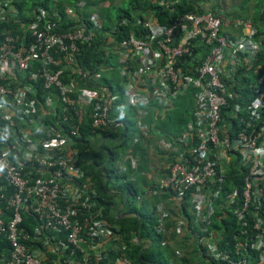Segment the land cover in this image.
<instances>
[{"label": "built area", "instance_id": "2783aa9c", "mask_svg": "<svg viewBox=\"0 0 264 264\" xmlns=\"http://www.w3.org/2000/svg\"><path fill=\"white\" fill-rule=\"evenodd\" d=\"M13 2L0 1V16ZM175 4L161 3L169 14ZM82 10L66 9L75 24L59 30L38 7L19 34L0 37V264H129L78 165L76 121L87 114L91 141L101 140L99 131L124 127L112 116L121 100L137 120L135 145L149 135L144 120L151 111L168 109L188 93L194 109L185 130L159 146L171 157L168 171L144 193L173 202L155 205L162 246L171 236L188 235L205 264H264V67L255 65L264 35L249 20L211 11L178 14L167 23L124 18L103 33L115 62L89 71L79 58L103 21L96 10L83 18ZM128 24L132 30L112 41ZM105 74L115 83L106 84ZM225 112L235 129L224 123ZM138 162L128 150L113 168L135 182ZM183 207L189 218L178 214ZM214 221L237 231L224 240L227 251ZM185 258L174 249L169 264H185Z\"/></svg>", "mask_w": 264, "mask_h": 264}, {"label": "trees", "instance_id": "16d2710c", "mask_svg": "<svg viewBox=\"0 0 264 264\" xmlns=\"http://www.w3.org/2000/svg\"><path fill=\"white\" fill-rule=\"evenodd\" d=\"M15 1L19 3H15ZM175 1L179 3L175 6L176 11L173 14H169V9L161 5L162 2L171 4ZM248 1L243 0L241 2L239 7H237L238 12L229 13L225 8H215L212 12L228 18L249 20L258 29V34L264 35V0H257L252 12L250 10L248 12L247 7H245ZM126 3L125 8L118 6L115 9V17H112L103 8L98 11L103 21L102 30L97 35L92 47L86 49L82 57L79 58V64L82 68L94 71L96 66L99 65L109 64L110 62V65H113V62H115L114 55L111 52L107 53L105 51L104 44L108 39L104 38L103 33L109 31L114 25L117 26V23L124 18L131 21H134V18H138L144 21L150 16H154L158 18L160 23H167L169 19L178 14L187 12L203 13L207 11L189 4L186 0H127ZM14 5L17 8L15 19L0 23L1 38L7 30L19 34L18 28L20 24L15 22V20L22 23L27 22L31 11L38 7L48 12L51 20L57 23L56 26L59 30L70 28L75 24L65 13V7H72L74 5L71 0H33L32 8L26 16L23 13L22 0H14ZM241 13H247V18H243ZM83 18H87V15H83ZM118 28L120 29V33L114 34V36L112 35L113 37L111 38L114 42L121 41L127 35L128 31L132 30L129 24L119 26ZM255 65H262L264 67V49L259 55L257 62H255ZM63 79L64 81L68 80L66 73H64ZM243 80L244 85L249 81L245 78ZM77 81L81 83L80 79ZM103 81L106 84H111L106 79H103ZM193 109L194 103L190 93L176 100L172 107L168 111L166 110L163 120L158 123L162 135L171 141L179 137L180 133L185 130ZM162 112H164L162 109L151 111L149 116L144 120L145 123L148 125L156 117H161L159 115ZM222 115L224 123L228 126L232 125L233 129H235L237 123L231 119L228 112ZM112 116L122 121L124 127L122 129L112 128L103 132L99 131L104 139V143L99 148L93 146L91 143L93 127L91 118L87 114L81 123H78V120L76 121L78 130L77 135L73 137V145L79 151L78 165L85 173V176L90 179L97 192L98 205L102 208V214L114 227V231L118 236L119 242L117 246L119 253L123 252L129 264H169V261L173 259L174 249H180L186 256L183 260L185 264H205L198 247L191 241L188 235L183 237L171 236L168 238L167 245L165 247L162 246L163 237L156 231V202L152 200L153 198H157L156 195L145 197L144 193H139L136 182H130L126 175H118L115 173L113 163L120 153L118 151L127 152L131 150L135 154L137 147L135 148L136 145L132 144V137L130 135L134 127V123L129 119L130 116H133L132 110L126 107L124 102L120 100L117 108L112 111ZM48 119L49 116H46V120ZM46 120L43 122H47ZM129 142L132 145L131 147L129 146ZM139 170L140 168L137 167V171ZM233 176L234 172L229 174V177ZM112 180L122 181V184L114 183ZM155 187L156 184L151 185L149 189H154ZM138 196L141 200H137ZM117 199H119L120 203L123 200L126 201L123 212L115 213L113 211V208L118 204ZM137 201L140 203L139 207L134 203ZM184 209L183 207V210L180 212L178 210L180 216L186 215ZM227 216H231L234 219L232 213L227 212ZM27 219L28 222L25 221V227L30 228L31 220L29 218ZM223 224L225 225L223 230L216 221H214L213 227L216 231L221 230L223 241L220 247L227 251L229 248L224 245V240H231L237 231L234 230V226L228 229V224L226 222L224 223V221ZM110 259H114V254L110 255Z\"/></svg>", "mask_w": 264, "mask_h": 264}, {"label": "crops", "instance_id": "0c3cea01", "mask_svg": "<svg viewBox=\"0 0 264 264\" xmlns=\"http://www.w3.org/2000/svg\"><path fill=\"white\" fill-rule=\"evenodd\" d=\"M71 2H73L75 6L82 5L83 15H88L89 13L95 10L99 11L101 8L105 9L108 12H109V9L111 8L116 9L115 7H109L107 0H89V1L88 0H71ZM15 3H19V2L15 1ZM8 6H9L8 11L4 15V17L0 16V23L9 22L10 16L11 18H13V16H15V14L17 13V8L14 5V2H13V5L10 6V3H9ZM65 8L68 9L71 7H65ZM23 13H24V10H23ZM27 13H29V11H27ZM27 13L26 12L24 13L25 16ZM7 17H8V20H5ZM68 17L70 18L71 16H68ZM71 19L73 20V18ZM15 22L20 24V28H22L23 24L25 23V22L23 23L19 22L18 20H15ZM109 83L112 84V80L109 81ZM168 109H164L163 110L164 112H162L159 115L161 117H156L154 121H151V123L148 124V127L150 129L148 137L140 139V141L137 144H135L136 145L135 148L137 147L135 154L139 159L138 167L140 168V170L133 173L132 177L135 178L136 183H138L137 181L141 180L144 188H147V189H149L151 185L157 184L158 179L161 178L168 171V168L171 163L170 161L171 157L159 147L160 143L162 142L166 144H168L169 142H172L171 140H168V138L162 135L159 129V125H158V123H160L165 117V112L166 110L168 111ZM91 143L93 146L99 148L100 145L104 143V139H102L101 137V140H100L99 137H94ZM129 146L130 147L132 146L131 143ZM118 152L125 153L121 151H118ZM152 200L153 202H156V203H158L159 201H162L166 203L167 207H173V202L169 200L167 196L165 195H161V197L153 198ZM116 201L118 202V204L113 208V211L115 213L123 212L124 211L123 207L126 205V201L123 200L121 203L119 202V199H117ZM174 209L176 208L174 207Z\"/></svg>", "mask_w": 264, "mask_h": 264}, {"label": "rangeland", "instance_id": "374dc122", "mask_svg": "<svg viewBox=\"0 0 264 264\" xmlns=\"http://www.w3.org/2000/svg\"><path fill=\"white\" fill-rule=\"evenodd\" d=\"M127 0H107V3L109 5V7H115L117 8L118 6H121L123 8L126 7L127 3H126ZM189 4H192L194 5L195 7L199 8V9H203V10H207V11H211L213 9H218V8H225L228 10L229 13H233V12H238V9L237 7H239V5L241 4V2L243 0H186ZM257 0H249L247 5L245 7H247V11L249 12V10L252 12L253 11V7L255 5V2ZM175 5H177L179 2L178 1H175ZM32 5H33V0H22V7H23V10H24V13L27 11H29L31 8H32ZM231 8V6H233ZM112 17H115L116 15V10L111 8L109 9V12H108ZM28 14V13H27ZM250 14V13H249ZM241 15L243 16V18H247V13H241ZM106 50V48H105ZM106 52L108 53L109 52V49L106 50ZM106 77H108L110 80H113V82L115 83V81L117 80V78L113 77L112 74H105ZM129 119L134 123V127H133V130H132V133L130 134L131 137H132V144H133V137L136 136L138 134L137 132V129H136V119L133 117V116H130ZM130 143V142H129ZM134 145V144H133ZM137 177V176H135ZM114 183H118V184H122V181H115V180H112ZM138 183L136 184L137 185V188L139 190V193H145L147 188H144L141 180L140 181H137ZM112 189V188H110ZM157 197H161L160 194L156 195ZM146 197V196H145ZM135 205L137 207H139L140 203L137 201V202H134Z\"/></svg>", "mask_w": 264, "mask_h": 264}]
</instances>
